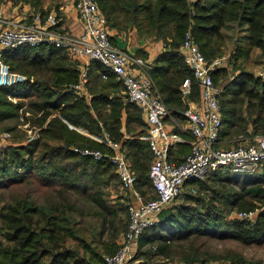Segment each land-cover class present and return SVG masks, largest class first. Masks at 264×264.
I'll list each match as a JSON object with an SVG mask.
<instances>
[{
	"label": "trees",
	"instance_id": "1",
	"mask_svg": "<svg viewBox=\"0 0 264 264\" xmlns=\"http://www.w3.org/2000/svg\"><path fill=\"white\" fill-rule=\"evenodd\" d=\"M5 2L29 4L35 10L47 12L45 4L59 7L62 0H0V3ZM97 2L112 32L113 44L120 46L118 37H123L122 47L143 57L146 56L144 50L138 48L132 52L129 46L134 35L145 43L162 46L150 73L173 114H181L186 107L184 97L190 100L199 97L198 86L179 49L186 31L191 32L208 62L228 52L226 65L214 66L211 72L214 82L227 80L219 94L220 139H237L236 145L240 135L251 140L254 135L264 133V80L257 77L251 67L255 49L264 55V0ZM230 24L244 27L241 42L227 51L224 30ZM3 60L12 70L26 75L28 81L0 85V127L13 134L16 125L21 123L37 132L33 138L31 135L22 138L25 130L21 129L20 135L14 133L13 143L0 145V189L15 184L31 185L28 179L34 175L42 187L50 190L38 198L36 190L29 188L22 194H11V198L2 203L0 264H105L103 255L116 251L117 239L127 227V207L110 203L103 191L108 180L118 178L110 160L81 154L73 146L96 147L104 153H110L111 148L70 125L89 134L107 132L115 141L129 135L123 147L137 176L135 188L144 197L154 198L156 192L149 177L151 151L146 141L132 138L147 133L139 128L148 125L140 109L123 95L121 82L97 61L89 67L87 88L91 97L85 98L63 89L64 85L77 80L79 70L77 61L62 48L25 44L7 50ZM102 73H106L107 78H102ZM186 78L191 81L190 92L183 94L182 83ZM4 122L7 123L1 125ZM188 151L189 147L185 154ZM259 180L263 182L256 183L250 176L241 174L222 175L219 170L203 180H187L185 184H197L207 190H210L207 181L239 184L240 188L225 192L213 188L207 201L186 193L185 202L163 209L158 222L142 232L138 252L147 256L148 250L153 249L150 256L167 259L173 255L175 242L191 240L187 249L179 246L185 249L180 259L185 264H208V260L215 257L197 242L201 236L233 239L242 244L264 241V206L254 222L227 218L216 206L218 201L228 208L254 209L258 208L256 202L264 205V175ZM150 191L152 195L147 196ZM248 195L254 202L245 199ZM81 199L95 208L97 223L92 228L79 217L85 215L78 203ZM226 264L264 262L230 253Z\"/></svg>",
	"mask_w": 264,
	"mask_h": 264
},
{
	"label": "built area",
	"instance_id": "2",
	"mask_svg": "<svg viewBox=\"0 0 264 264\" xmlns=\"http://www.w3.org/2000/svg\"><path fill=\"white\" fill-rule=\"evenodd\" d=\"M73 6L82 24L78 35L63 30L62 14L55 10L41 12L29 4L11 3L9 11H6L0 3V85L12 86L28 81L26 75L12 70L3 60L7 50L25 44L59 47L76 60L79 70L77 80L64 85L63 89L71 90L78 96L91 97L87 88L88 71L94 61L113 72L116 80L121 82L127 100L140 109L148 125L146 140L151 151L149 177L156 196L146 199L135 188L137 176L123 153L121 142L113 140L107 132L103 133L101 141L111 148L110 153L88 147L73 149L96 159H109L121 187L130 190L133 196L127 203L128 223L119 246L115 252L103 256L105 264H129L139 236L156 223L161 211L181 193L187 180H203L212 172L228 168L253 172L263 166L264 133L254 135L249 142H243L247 138L240 135L238 144L227 148L220 146L221 91L211 74L216 62H208L188 30L179 49L193 74L199 97L197 102L189 100L181 111L187 121L189 151L178 162H172L170 149L179 137L168 132L164 122L171 111L154 83L150 73L152 64L112 43L111 31L97 0H74ZM255 74L264 80V62ZM102 78H107V74L102 73ZM190 82L189 78L183 81V94L190 92ZM258 211V208L237 210L231 218L254 222Z\"/></svg>",
	"mask_w": 264,
	"mask_h": 264
},
{
	"label": "rangeland",
	"instance_id": "3",
	"mask_svg": "<svg viewBox=\"0 0 264 264\" xmlns=\"http://www.w3.org/2000/svg\"><path fill=\"white\" fill-rule=\"evenodd\" d=\"M70 2L74 3V0H62L59 7H55V5H52L51 7H49V5L45 4L46 6L44 7V9L48 10V11L49 10H55L56 12L62 14L64 5L68 4ZM227 30L228 31L225 32L226 36H227L226 49H227V51H230L237 43L241 42L240 37L242 35V31H241L240 26L237 24H230V26ZM120 45H123V44H120ZM148 45L153 47L155 45V43H148ZM226 54H224V55H226ZM223 56H221V57H223ZM141 57H143V56L141 55ZM221 57H219V58H221ZM251 57H252L251 67L254 69V72H256V70H258L259 67L261 66V64L264 62V55L260 54V51L255 49L253 51V55ZM143 58L145 59V56ZM219 58H217V60H219ZM226 63H227V60H226ZM215 66H216V64H215ZM231 74H233V73L231 72ZM226 81L227 80H225V79H219V80L215 81V84L217 85V87L219 88L220 91L223 90V84ZM123 93H125V91ZM11 99H13V98H11ZM184 118H182V117L181 118H178V117L173 118L170 122L172 123L173 126H178V128H180L184 133H187L189 136V133L187 130V121ZM13 122L14 121H9L10 124ZM5 123H7V122H4L1 125H5ZM26 125L27 124H21V123L19 124L18 123V125H16L17 130L15 132H13V134L12 133L10 134L9 132L3 130V126H1L0 127V145L4 146V145L10 144V143H13L12 139H13L14 133L20 135L21 129L25 130V134L22 138H26V137L28 138V136H30V135H31V138H33V136L36 135L35 132H37V131L35 129L25 128V127H27ZM70 126L75 127L77 130L81 131L85 135L89 136L90 138H92L98 142H102L101 140H103V132L104 131L101 133V135L92 134V133L89 134L88 132L84 131L80 127H76V126H72V125H70ZM235 140H237V139H232L229 141L222 139L220 141V146L224 147V148L232 147L235 145L234 144ZM249 141L250 140L247 139V140H244L243 142H249ZM25 142L26 141H24L22 143H25ZM73 147H78V148L88 147L91 149H98L96 147L80 146V145H74ZM263 169H264V165L259 167L257 170H255L253 172H238V171H234L233 169H229V168L224 169V170H219V172L222 173V175H226V174H228V175H235V174L239 175V174H241L244 177L250 176V178L254 179L256 183H261V182H263V180H259V179H260V176L263 177V175H264ZM28 181L32 182V184L31 185L15 184L13 186H10L9 188L0 189V206L2 205V203L4 201H8L11 198V194H22L29 188H33L34 190H36L35 195L38 198L39 197L42 198L44 196L45 192L50 190V188L42 187L34 175H32L28 179ZM206 183H207L208 187H210V190L213 188H218V189L222 190V192H225L226 189L232 188V189L236 190V189L240 188L239 184L231 185L228 183H223L222 181H220V182L207 181ZM236 183H238V182H236ZM246 187H247V185H246ZM210 190L201 189L200 187H198L197 184H194V185L184 184L181 193L178 194L172 200V202L169 204L170 206L168 205L166 208L173 207L175 203L185 202L184 195L186 193H189V194L194 195L196 197H202L203 200L207 201L209 198H211V191ZM103 191L105 193L107 200L110 203H117L119 205L127 207V203L131 201L130 195L128 193L125 194L124 190L120 189V186H119L117 180H115V179L108 180L107 184L103 186ZM151 195L152 194L150 191L147 196H151ZM144 198L147 199L148 197H144ZM245 199L247 201H250V202L253 201L254 202V199H252V197H250L249 195L246 196ZM78 203H79V205H82V207L84 209V213H85V215L79 216V217L81 218L83 223L87 224V226L92 228V226H95L97 223V218L94 216L95 208H93L92 204H90L89 202H85L84 199L79 200ZM256 203H257L256 206L258 207V210H260L264 206L263 203H260V202H256ZM216 206L221 212H223V214L227 218H231L234 215V212L237 210L247 209V208L233 207V206L228 208V207L224 206L223 202H220V201L217 202ZM124 212L126 215V209L124 210ZM121 215L124 216V213H122ZM157 222L158 221H156V223ZM156 223H154L153 225H155ZM124 231L125 230H123L120 233V235L117 239L118 245L122 239ZM190 241L191 240H183L181 242H175L173 245V255L167 259H163L159 256H154V255L150 256V253H151V251H153V249L148 250L149 255H147V256L146 255H140V253L138 252V249H137V247H138V242H137L136 247L132 253V256L129 259V264H152V263L153 264L154 263H156V264L157 263L185 264L180 259V256L185 249H182L179 246L181 245V247H186V249H187ZM197 242L202 244V249L208 251L211 255H213L215 257V258L208 260V264H224V263L226 264L227 255H229L230 253L242 254L247 260H250V261L261 259L264 262V241H261L258 243H252V244H242L241 242L233 240V239H218V238L201 236L200 238H197ZM145 249H147V248H145Z\"/></svg>",
	"mask_w": 264,
	"mask_h": 264
},
{
	"label": "crops",
	"instance_id": "4",
	"mask_svg": "<svg viewBox=\"0 0 264 264\" xmlns=\"http://www.w3.org/2000/svg\"><path fill=\"white\" fill-rule=\"evenodd\" d=\"M2 5H3V7L5 8L6 11H9V7L11 5L10 2L2 3ZM62 18H63L62 19V26H63V30L64 31H66V32H68V33H70L72 35H78V34L81 33L82 24H81V21H80L78 15H77V12L74 9V6H73L72 2L64 5ZM243 27L244 26H240L242 34H243V30H242ZM227 31H228L227 29L224 30V32H227ZM123 40H124L123 37H118V41H117L118 44L119 45L120 44H125V41L123 42ZM120 46L122 47L123 45H120ZM129 46L131 47L132 52H136V50L138 48L144 50V52H146L145 60L148 63H151V64H154L153 61H154L155 56L162 50V46L160 44H155L153 47H151L150 45H148V43H145V41L143 39L137 38L135 35L132 37ZM227 57H228V55L226 54L223 57L219 58V60H215L216 66L226 65ZM88 92H89V90H88ZM123 92L124 91L122 90V93ZM123 95H126V93H123ZM189 100H190L189 98L184 97V102L185 103H187ZM192 101H196L197 102L198 99L197 100H192ZM141 117H142V119L144 120V122L146 123V126H147V122L144 119V117L142 116V114H141ZM177 117L178 118H181V117L184 118V116L182 114H178L177 115V114H173L171 112V115L170 116H166L165 119H164V122H165V124L167 126L168 132L175 133L179 137L178 140L176 141V143L170 149V160L172 162H174V163L178 162L184 156L187 147H190V136H188L187 133H184L180 128H178V126H173L172 123L170 122L173 118H177ZM124 118H125V114L123 113V120H124ZM248 128L249 129L251 128L250 124H249ZM139 129H144V131H147V127H145V126L144 127H140ZM146 135H147V133H144L143 135H134V136H132V138L143 139L144 141L147 142ZM128 137H129V135H126L120 141L123 153H124V148H125V147H123V141L126 138H128ZM127 160H128V158H127ZM129 163H130V161H129ZM116 180H117V182H118V184L120 186V189H123L125 194L128 193L130 195L131 200H132L133 196L130 193V190L122 188L120 183H119L118 178H116ZM175 204H177V203H175ZM158 220H159V217H158Z\"/></svg>",
	"mask_w": 264,
	"mask_h": 264
}]
</instances>
